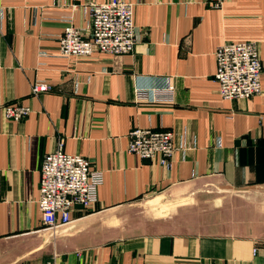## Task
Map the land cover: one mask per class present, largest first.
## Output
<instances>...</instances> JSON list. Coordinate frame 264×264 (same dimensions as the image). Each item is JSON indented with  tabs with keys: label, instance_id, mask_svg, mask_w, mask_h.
Returning a JSON list of instances; mask_svg holds the SVG:
<instances>
[{
	"label": "crops",
	"instance_id": "obj_1",
	"mask_svg": "<svg viewBox=\"0 0 264 264\" xmlns=\"http://www.w3.org/2000/svg\"><path fill=\"white\" fill-rule=\"evenodd\" d=\"M108 1L0 0V264H264V0H123L134 5L132 53L62 58L65 21L89 33L90 6ZM242 42L258 44L261 92L224 99L215 53ZM37 81L53 90L33 95ZM168 85L174 105L135 102L137 87ZM10 103L32 112L7 119ZM136 128L174 132L169 167L128 153ZM61 142L104 181L96 204L49 230L40 170ZM199 182L254 204L239 205L226 232L122 220V208Z\"/></svg>",
	"mask_w": 264,
	"mask_h": 264
},
{
	"label": "built area",
	"instance_id": "obj_2",
	"mask_svg": "<svg viewBox=\"0 0 264 264\" xmlns=\"http://www.w3.org/2000/svg\"><path fill=\"white\" fill-rule=\"evenodd\" d=\"M223 0H216L221 8ZM60 36L59 54L62 58H88L96 53L120 56L130 54L137 45L134 23V5L123 0H109L90 6L89 33L65 21ZM45 53L41 52L40 56ZM218 93L224 99H247L261 92L262 66L256 42L225 43L216 53ZM32 94L41 95L53 90L46 81L32 84ZM136 103L174 105L176 90L173 86L137 87ZM7 119L21 121L31 112L29 105L10 103L3 106ZM128 153L142 159L157 160L169 167L176 150L173 131L136 128L129 133ZM40 196L38 206L46 229H56L72 222L76 206L87 209L97 203L104 171L93 167L89 158L69 154L63 143L45 155L41 165ZM42 264H57L46 260Z\"/></svg>",
	"mask_w": 264,
	"mask_h": 264
},
{
	"label": "rangeland",
	"instance_id": "obj_3",
	"mask_svg": "<svg viewBox=\"0 0 264 264\" xmlns=\"http://www.w3.org/2000/svg\"><path fill=\"white\" fill-rule=\"evenodd\" d=\"M169 191L153 193L120 211L125 217L139 219L140 225L154 224L160 229H198L225 231L237 222L240 193L224 191L209 183H190ZM181 188V189H180ZM232 230V229H231Z\"/></svg>",
	"mask_w": 264,
	"mask_h": 264
},
{
	"label": "bare ground",
	"instance_id": "obj_4",
	"mask_svg": "<svg viewBox=\"0 0 264 264\" xmlns=\"http://www.w3.org/2000/svg\"><path fill=\"white\" fill-rule=\"evenodd\" d=\"M49 230H54V229H49Z\"/></svg>",
	"mask_w": 264,
	"mask_h": 264
}]
</instances>
